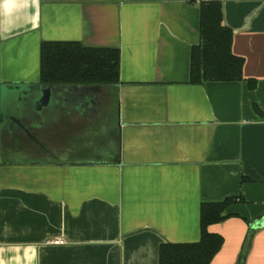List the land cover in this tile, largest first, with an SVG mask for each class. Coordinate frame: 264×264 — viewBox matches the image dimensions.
Segmentation results:
<instances>
[{"label":"crops","instance_id":"0c3cea01","mask_svg":"<svg viewBox=\"0 0 264 264\" xmlns=\"http://www.w3.org/2000/svg\"><path fill=\"white\" fill-rule=\"evenodd\" d=\"M211 1L241 82L191 83ZM43 43L118 50L119 85L42 106ZM227 198L211 264H264V0H0V264H160Z\"/></svg>","mask_w":264,"mask_h":264},{"label":"trees","instance_id":"16d2710c","mask_svg":"<svg viewBox=\"0 0 264 264\" xmlns=\"http://www.w3.org/2000/svg\"><path fill=\"white\" fill-rule=\"evenodd\" d=\"M201 42L192 49L191 83L241 82L244 80V59L232 52L233 31L224 24L223 4L211 1L201 4ZM41 77L44 85L120 83V52L114 49H91L77 44L43 43ZM255 89L257 82L248 80ZM255 110L259 113L258 107ZM244 181V180H243ZM240 198H227L219 203L203 204L201 240L194 244H163L160 264H211L223 247L224 239L211 233L209 227L223 222L230 215L227 209Z\"/></svg>","mask_w":264,"mask_h":264},{"label":"water","instance_id":"95a60500","mask_svg":"<svg viewBox=\"0 0 264 264\" xmlns=\"http://www.w3.org/2000/svg\"><path fill=\"white\" fill-rule=\"evenodd\" d=\"M42 90V98L40 102L42 103V106H46L50 103L52 95L57 92L56 90H67L71 91V98L73 99V102L82 104L83 102H86L87 105V111L89 113L94 112V108L97 106L98 102L101 100V98L105 95L107 88L112 86L107 85H99V84H80V85H67V84H54V85H44L41 86ZM62 92V91H61ZM58 92L57 96L58 101H61V95L62 93ZM56 94V93H55ZM78 107V106H77ZM72 111V110H71ZM83 110L81 109H75L73 110L72 114L70 116H73L75 118L79 116H83ZM4 128L8 127L4 126Z\"/></svg>","mask_w":264,"mask_h":264},{"label":"built area","instance_id":"2783aa9c","mask_svg":"<svg viewBox=\"0 0 264 264\" xmlns=\"http://www.w3.org/2000/svg\"><path fill=\"white\" fill-rule=\"evenodd\" d=\"M52 243L55 245H64L65 244V242L63 240H56V241H53Z\"/></svg>","mask_w":264,"mask_h":264},{"label":"rangeland","instance_id":"374dc122","mask_svg":"<svg viewBox=\"0 0 264 264\" xmlns=\"http://www.w3.org/2000/svg\"><path fill=\"white\" fill-rule=\"evenodd\" d=\"M5 142V141H4ZM6 142H7V140H6Z\"/></svg>","mask_w":264,"mask_h":264}]
</instances>
